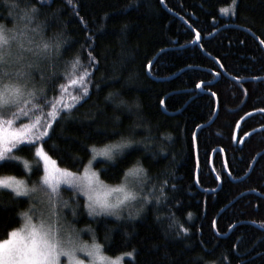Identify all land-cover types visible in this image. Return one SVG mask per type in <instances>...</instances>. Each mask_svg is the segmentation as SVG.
Segmentation results:
<instances>
[{
  "label": "trees",
  "instance_id": "16d2710c",
  "mask_svg": "<svg viewBox=\"0 0 264 264\" xmlns=\"http://www.w3.org/2000/svg\"><path fill=\"white\" fill-rule=\"evenodd\" d=\"M0 30L24 49L0 62L19 92L0 119L40 132L0 160V177L35 184L38 144L72 172L120 144L94 167L108 184L141 170L142 198L112 217L74 194L86 241L123 264H264V130L239 144L264 126V0H0ZM29 207L0 189V241Z\"/></svg>",
  "mask_w": 264,
  "mask_h": 264
},
{
  "label": "rangeland",
  "instance_id": "374dc122",
  "mask_svg": "<svg viewBox=\"0 0 264 264\" xmlns=\"http://www.w3.org/2000/svg\"><path fill=\"white\" fill-rule=\"evenodd\" d=\"M23 57L19 37L0 30V62L17 65ZM4 79L7 78L0 77V105L16 101L19 93ZM35 126V120L22 123L17 122V117L0 119V160L11 156L17 145L38 140L40 132L35 131ZM123 149L114 143L95 148L82 171L72 172L56 165L38 144L36 155L43 171L35 184L1 176L0 189L28 198L30 207L22 215L21 226L0 241V264H123L125 256L108 257L95 241L84 239L89 230L75 229L77 208L73 206L74 194H79L91 215L116 217L132 212L142 198L135 188L143 178L141 170L131 169L121 183L108 184L100 180L94 167L100 160H112ZM25 168L32 171L31 164Z\"/></svg>",
  "mask_w": 264,
  "mask_h": 264
},
{
  "label": "water",
  "instance_id": "95a60500",
  "mask_svg": "<svg viewBox=\"0 0 264 264\" xmlns=\"http://www.w3.org/2000/svg\"><path fill=\"white\" fill-rule=\"evenodd\" d=\"M161 4H163V0H161ZM199 39H200L199 36L196 35V39L194 40L193 43H198V42H199ZM258 41H259V40H258ZM147 71H149V68L147 69ZM217 78H218V75H216L215 80H216ZM215 80H214V81H215ZM214 81H213V83H214ZM198 89L201 90V85L198 86ZM216 112H217V104H216V110H215V114H214V116L216 115ZM253 114H255V112L247 113V114H245L244 116H242V117L237 121V123H236V125H235V129H234V133H233L234 142H236V140H237L238 131H239V127H240L241 123H242L245 119H247L248 117H250V116L253 115ZM214 116L212 117L211 120L214 119ZM210 122H211V121H210ZM263 130H264V126H261V127H258V128H255V129L249 131L248 133H246L245 135H243V136L240 138L239 144H241V143H242L247 137H249L250 135H252V134H254V133H256V132L263 131ZM218 151H220V149H218Z\"/></svg>",
  "mask_w": 264,
  "mask_h": 264
},
{
  "label": "bare ground",
  "instance_id": "6f19581e",
  "mask_svg": "<svg viewBox=\"0 0 264 264\" xmlns=\"http://www.w3.org/2000/svg\"><path fill=\"white\" fill-rule=\"evenodd\" d=\"M234 140V139H233ZM108 185V184H107Z\"/></svg>",
  "mask_w": 264,
  "mask_h": 264
}]
</instances>
